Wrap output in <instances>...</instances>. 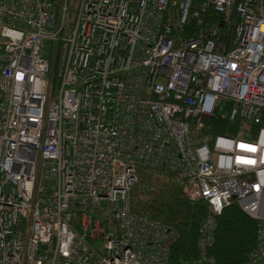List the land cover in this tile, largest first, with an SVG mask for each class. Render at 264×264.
I'll list each match as a JSON object with an SVG mask.
<instances>
[{"label": "built area", "instance_id": "obj_1", "mask_svg": "<svg viewBox=\"0 0 264 264\" xmlns=\"http://www.w3.org/2000/svg\"><path fill=\"white\" fill-rule=\"evenodd\" d=\"M70 2L0 0V264H170L178 232L130 207L140 167L237 204L264 259V0ZM214 117L254 138L207 140Z\"/></svg>", "mask_w": 264, "mask_h": 264}, {"label": "trees", "instance_id": "obj_2", "mask_svg": "<svg viewBox=\"0 0 264 264\" xmlns=\"http://www.w3.org/2000/svg\"><path fill=\"white\" fill-rule=\"evenodd\" d=\"M71 26V25H70ZM1 97V93H0ZM257 127L232 123L219 117L207 119L203 136L210 140L218 135L234 138H254L251 132ZM134 212L158 220L178 232L171 248L170 264H256L251 260L255 251L257 221L247 215L237 204L213 214L202 201L188 199L175 174L164 169L139 168V181L130 195ZM212 215L217 227L215 242L208 251L211 262L201 261L198 239L202 222Z\"/></svg>", "mask_w": 264, "mask_h": 264}, {"label": "rangeland", "instance_id": "obj_3", "mask_svg": "<svg viewBox=\"0 0 264 264\" xmlns=\"http://www.w3.org/2000/svg\"><path fill=\"white\" fill-rule=\"evenodd\" d=\"M80 0H71L69 5V13H68V20L71 21L74 18L75 12L77 10V5ZM68 21V22H69ZM256 264H264V259L260 260Z\"/></svg>", "mask_w": 264, "mask_h": 264}]
</instances>
